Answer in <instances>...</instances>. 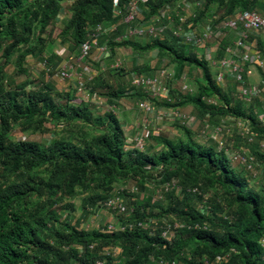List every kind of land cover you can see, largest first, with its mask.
Wrapping results in <instances>:
<instances>
[{"label":"trees","instance_id":"1","mask_svg":"<svg viewBox=\"0 0 264 264\" xmlns=\"http://www.w3.org/2000/svg\"><path fill=\"white\" fill-rule=\"evenodd\" d=\"M65 1L72 5V15L61 35L73 42L75 58L79 57L80 47L89 39L92 28L99 24L118 25L116 32L101 40L106 41L113 53L117 48L138 53L157 50L168 56L169 63L175 64L179 73L188 68L200 70L201 76L195 79L192 90L194 94L182 91L181 96L170 88L175 102H156V105L181 111L192 106L200 120L210 114L211 124L227 115L251 121L256 133L254 144H247L237 131L234 132L237 139L232 138L233 134L228 139L234 142L232 151H237L235 147L240 140L245 142L262 168L263 178L252 180L256 182L252 184L245 176L246 170L234 167L230 155L220 152L215 142L197 137L180 124L177 126L183 136L176 139L153 130L148 134L160 146L157 151L130 147L122 121L114 110L121 96L127 94L123 85L106 94L112 110L95 114L88 102L77 101L75 89L58 93L48 82L34 89H28V81L16 86L9 83L5 72L8 65L14 64L20 75L28 57L44 56L48 30L57 22ZM131 1L119 0L116 10L114 0H0V264H97L100 261L151 264L152 257L205 264L204 257L214 261L228 253H232L230 259L220 264H264V150L261 145L253 148L264 141V125L258 124L256 106L249 108L241 101L235 102L233 91L226 92L218 86L214 67L203 53L201 56L195 53L201 50L185 46L170 31L162 39L130 38L117 42L129 27L124 19ZM183 1L189 2L147 0L141 2L139 9L140 13L144 9L146 17L151 18ZM203 1L200 7H192L196 18L189 21L193 24L210 16L214 4L223 10L220 21L238 12L264 10L262 0ZM230 37L219 45L221 53L217 58L223 57L232 42ZM102 73L88 84L93 94L94 82L99 81ZM131 92L140 100L147 97L133 85ZM205 97L216 98L218 106L208 105L203 100ZM47 124L63 125L70 138L61 137L47 145L11 138L16 128L45 133L49 130ZM172 180L180 181L183 192L164 193L169 198L167 205L161 203L164 197L158 199L156 193L155 202L149 197L132 204L130 209L125 203L126 213L117 216L119 225L150 219L181 222L187 227L198 225L197 229L178 230L172 241L138 227L106 232L108 225L101 227L104 230L92 231L73 224L75 207L71 200L81 193L94 191L84 200V206H92L91 211L96 213L97 201L106 199L116 184L135 182L138 189H145L148 184L162 188ZM194 187L205 194L208 190L215 192L208 201V211L200 208V196L189 193ZM121 195L124 200L134 196L126 191ZM59 205L69 210L63 218ZM118 248L121 253L113 256L112 251ZM185 250L191 252L190 260L184 255Z\"/></svg>","mask_w":264,"mask_h":264},{"label":"built area","instance_id":"2","mask_svg":"<svg viewBox=\"0 0 264 264\" xmlns=\"http://www.w3.org/2000/svg\"><path fill=\"white\" fill-rule=\"evenodd\" d=\"M147 0H133L126 6L127 16L124 22L129 25L124 35L116 41L122 39L139 38V39H162L168 31L179 39V41L189 48H195L203 51V55L210 65L217 69L216 82L218 86L226 90L225 87L234 89L238 95L239 100L245 107H253V103L264 96V81L258 83H248V78L252 76L253 69L264 68V51L261 48V39L264 38V10L263 11H243L238 12L234 16L220 21L217 15L211 17L204 27L196 26L189 21V19L196 18L192 7H200L203 5V0H194V3L185 2L177 3L176 8L171 9L169 6L163 9L159 15L154 17L153 24L149 26L135 25L140 16L139 6L141 2ZM187 1V0H185ZM264 2V0H262ZM119 0H114V7L118 10ZM188 7L186 10L183 8ZM183 12V13H182ZM119 12L117 11V15ZM118 25L106 27L102 24L92 28L89 39L84 42L79 51L78 58H68V61L62 63V66L56 73L61 80L73 82L76 90V98L78 102L90 100L93 97L88 84L93 81L98 73L90 63L91 53L94 49L99 51V54H108L109 48L101 44V40L107 38L111 33L116 32ZM229 34H232V42L226 48V51L221 58L215 56L216 50L212 48H219L222 41L226 40ZM56 53L63 57L62 50ZM76 62V63H74ZM43 68L52 73V68L48 60H44ZM114 69L120 67V64L113 65ZM168 68L162 69L157 75L149 77H136L132 85L139 89L147 97L139 100L138 108L146 116L143 119V128L141 136L135 139L134 147L136 149L145 150L146 138L152 131L150 123L152 117L158 122L170 121L180 124L193 132L196 126H201L198 134L199 138L212 140L217 144L220 152H226L230 155V161L234 167H241L246 170L253 178L258 181L263 178L262 168L256 161V158L251 149H243L241 152L232 151L234 145L233 141H229L228 137L232 136V129H235L247 144H254L256 142V133L254 131L253 123L247 119L236 118L230 115L224 117L220 124H211V115H207L205 120H200L180 109L158 107L156 102H164L173 104L175 99L171 95L170 84L173 81ZM183 92L193 93L192 89L187 84L182 86ZM208 105L217 107L218 101L216 98L205 97L203 99ZM254 114L258 118V124L264 125V111L255 110ZM231 124V125H230ZM154 133L163 132V128L153 130ZM126 191L128 193H138L137 186H124L121 190L114 189L111 194L98 205L99 209H104L113 213L115 216H121L126 213L125 200L121 193ZM176 191L178 195L183 192L179 180H172L162 186L157 192V198L162 199L164 193H171ZM189 193L200 196L202 203L200 208L205 212L208 211L209 196L200 191L198 187L188 190ZM138 227L142 229L151 230L153 234L160 233L165 241H172L178 230L182 228L197 229L196 227L182 224L181 222H166L150 219L144 222L128 223L126 225H117L114 223L108 224L107 230L101 229L98 225V230L106 232L124 231ZM264 245V241L262 242ZM112 251V250H111ZM113 252V253H112ZM110 253L113 256H118L121 250L118 248ZM232 253H228L223 257H218L212 261L209 257H204L205 264H220L228 261ZM190 260L191 257L188 256ZM97 264H103L102 261ZM151 264H187L180 260H166L164 258H151Z\"/></svg>","mask_w":264,"mask_h":264},{"label":"rangeland","instance_id":"3","mask_svg":"<svg viewBox=\"0 0 264 264\" xmlns=\"http://www.w3.org/2000/svg\"><path fill=\"white\" fill-rule=\"evenodd\" d=\"M189 2H193L194 0H187ZM62 13L60 14L58 20L56 23H54L50 28L47 35L48 38V44L46 52L44 53L43 57L37 56V57H28L27 60L24 63V73L18 75L17 70L13 65H8L5 69V72L8 76L9 83L13 85L20 84L24 81L30 82V85L28 86V89H34L39 86H41L43 83H49L55 88V90L60 93H66V92H72V90L75 88L73 85V82H68L61 80L60 77L56 76L57 71L62 66L60 60L62 59L64 62L68 61L67 58L72 57L75 58L76 51L74 50L73 42L69 37H63L61 35V31L66 27V24L68 20L71 18V8L72 5L68 3L67 1L62 3ZM186 10V8L184 9ZM262 11V10H260ZM183 13V12H182ZM223 10H220L219 7L214 4L212 6V12L211 15L205 16V18L197 22L198 26L201 28L204 27L207 23V21L212 17V15H217L218 17L222 16ZM209 17V18H208ZM154 17L147 18L146 12L144 9H142L138 22H136V25H144L149 26L153 24ZM196 24V26H197ZM228 36H231L232 34H229ZM65 38V40H64ZM142 41L144 39H141ZM264 41V39H263ZM62 50L64 55L63 57H60L56 51ZM120 51V49H117ZM264 50V49H263ZM121 51L123 52V55H116L109 49V53L107 57H102V60L97 65L95 58H98L99 51L97 49H94L91 53V59L90 63L92 66L98 71L103 72L102 77L97 81L94 82V86L96 91L93 95V97H90V100H87L91 108L93 109L95 114H104L106 111H111L112 107L110 103L107 101L108 96L106 95L108 92L117 90L118 86L123 85L124 88L127 90V94H124L121 96V98L118 100L117 107L114 108L116 110L117 116L121 119L123 128L127 132V139L128 144L130 147L135 145V139L139 136H141L142 128H143V119L146 118V116L139 110L138 108V102L140 100L139 97H135V93L131 92L132 82L134 78L136 77H149L157 75L162 69L164 68H151L150 70H138L137 72L128 71L125 66L124 58H132L133 55H138L145 63H147L149 60L151 61L153 57H150L149 55L151 53H138L134 52L129 48H121ZM156 51V52H155ZM215 56L218 57L219 53H221V50L219 48L216 49ZM153 52L159 53V63L160 65H163L164 63L167 64V68L170 66L171 63H169V58L167 55H161V53L157 50H154ZM198 56H201V52L197 51L195 52ZM56 54V55H55ZM48 58L50 67L52 68V73L46 71L43 68V62L44 59ZM123 59V61L121 60ZM99 60V59H98ZM124 62V63H122ZM163 62V63H162ZM2 63V59L0 57V64ZM15 63V62H14ZM76 63V62H74ZM120 64V67L117 69H112L111 65H117ZM61 65V66H60ZM107 68V70H106ZM146 68V67H144ZM102 69H105V71H102ZM214 75L217 74V69L212 68ZM263 70V72H261ZM253 80L248 81V83H258L260 84L262 81H264V68H257V70H254ZM201 76V71L197 68H188L185 72L179 73L178 76H176V80L174 82H171V89L178 92L181 96L182 92V86L184 84H187L189 88L192 90H195V79L197 77ZM103 79V81H102ZM72 83V84H71ZM14 86V87H15ZM12 87V88H14ZM226 92L232 93L234 92L233 88L225 87ZM111 90V91H110ZM134 94V95H133ZM194 94V93H191ZM234 101H240L238 98V95L234 92L233 94ZM253 106H256L257 110H260L261 112L264 111V96L262 99H259L253 103ZM193 116L197 117V111L194 109L189 112ZM221 118L215 119L213 121L214 124H220ZM152 130H155L157 128H163V135L166 137H171L175 134L176 138H179L180 136H183V133L181 130H179L177 124L170 122V121H164V122H158L155 117H152V123H150ZM231 125V124H230ZM49 130L45 133H34L32 131H25L21 128H16L11 134V138L15 141H22V140H29V141H36L39 142L42 145H47L51 141L61 138V137H69L70 135L65 134V131L63 130L64 126L60 125L58 127H55L53 124H47L46 125ZM201 130V126H196L195 128V134L198 137V134ZM176 131V132H174ZM235 129H232L231 133L233 134L234 139L236 138L235 135ZM66 135V136H65ZM67 138V139H69ZM208 141V140H207ZM203 144H207L204 140H202ZM238 143V142H237ZM258 142L253 148L257 149L260 148L261 145L262 150H264V141H262L260 144ZM160 148L158 144H155V142L151 139V137L146 138V147L145 150L150 149L152 151H157ZM243 148H246V144L243 141H239V143L236 145L235 149L239 152L242 151ZM242 168H240L241 170ZM245 176L252 182V184L256 183L253 180V178L250 176L248 172H245ZM135 182H129L127 185L122 184H116L114 185V189L121 190L124 186H134ZM161 187L156 184H148L145 189H139V193L133 194V197H125V203L126 207L130 209L132 207V204H136L138 202H141L143 200H147V198H153L156 196L155 194L159 191ZM94 191H91L87 194H80L75 199L71 200V203L74 205L75 210L72 212L73 215V224L76 227H79L80 229H87V230H98V225L100 227H105L108 224L114 223L119 225L120 221L117 216H115L113 213L106 211L104 209H98L96 213H93L91 211L92 206H84V200L86 198H89L90 195L93 194ZM101 193V192H100ZM209 196V200L211 198H214L215 192L213 190H208L206 193ZM105 200V199H104ZM104 200H98L97 206L100 205ZM164 201L161 202L164 205L168 204L169 198H166V195L164 194ZM155 202V201H154ZM63 205H59V213L62 215V218L65 217L66 214L69 213V210L61 208ZM94 211V210H93ZM158 219V218H156ZM165 219V218H164ZM166 219H169V217H166ZM191 249V248H190ZM184 255L186 257L191 255V252L188 250L184 251Z\"/></svg>","mask_w":264,"mask_h":264},{"label":"crops","instance_id":"4","mask_svg":"<svg viewBox=\"0 0 264 264\" xmlns=\"http://www.w3.org/2000/svg\"><path fill=\"white\" fill-rule=\"evenodd\" d=\"M264 39V38H263ZM261 42L263 43L262 45H264V41L261 39ZM101 44H103L104 46L106 45V41H104L103 40V42L101 41ZM212 48L214 49V50H216L217 48H215L214 46H212ZM261 48H262V50L264 49V46H261ZM117 49H120V51H118ZM117 49H115L116 50V55H118V54H120V55H122V56H124L123 55V52L121 51V48H117ZM264 51V50H263ZM156 52V51H155ZM155 52H150L151 54L149 55L150 57H153L152 58V60L150 61H148L147 63H145V61L143 60V58H141L140 56H138V55H133L132 56V58H124V61H125V66L127 67L126 69H128V71H132V72H137L138 70H143V69H145L144 67H150V68H157V67H162V68H167L166 66H167V64L166 63H164L163 65H160V63H159V53H155ZM201 53H203V51L201 50L200 51ZM108 56V54L106 55V54H101V55H99L98 56V58H95V61H96V63H97V65L98 64H103V63H105V62H103V63H100V61L102 60V57H107ZM70 58V57H69ZM99 59V60H98ZM101 59V60H100ZM67 60H69L68 58H67ZM122 61H123V59H121ZM60 62H61V64L64 62L62 59L60 60ZM122 63H124V62H122ZM163 63V62H162ZM61 66V65H60ZM99 67H100V65H98ZM113 65H111V68L112 69H114L113 67H112ZM262 69V68H261ZM106 70H107V68H106ZM168 70H169V73H170V75L173 77L172 78V82H174L175 80H176V76H178V71H179V68L174 64H170V66L168 67ZM254 70H257V68L255 69H253V74H252V76H250V78H248V81H252L253 80V75H254ZM97 71V70H96ZM102 71H105V69H102ZM261 72H263V70H261ZM97 73H98V75H100V72H98L97 71ZM197 78H199V77H197ZM72 84V83H71ZM194 108L192 107V106H189V107H187V108H184L183 110H185L186 112H191L192 110H193ZM126 131H128V130H125V132ZM174 132H176V131H174ZM175 134H177V132L175 133ZM175 134H174V136L172 135L170 138H173V139H176V136H175ZM126 136H127V132H126Z\"/></svg>","mask_w":264,"mask_h":264},{"label":"bare ground","instance_id":"5","mask_svg":"<svg viewBox=\"0 0 264 264\" xmlns=\"http://www.w3.org/2000/svg\"><path fill=\"white\" fill-rule=\"evenodd\" d=\"M194 257V256H193Z\"/></svg>","mask_w":264,"mask_h":264}]
</instances>
